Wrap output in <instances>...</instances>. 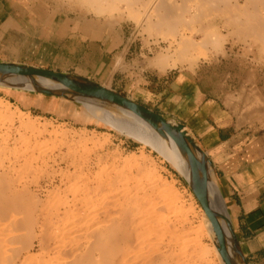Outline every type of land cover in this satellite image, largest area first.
Wrapping results in <instances>:
<instances>
[{"label":"bare ground","instance_id":"obj_1","mask_svg":"<svg viewBox=\"0 0 264 264\" xmlns=\"http://www.w3.org/2000/svg\"><path fill=\"white\" fill-rule=\"evenodd\" d=\"M58 1L12 0V7L19 9L29 3L23 9L28 17L95 31L105 35L106 44L121 42L111 25L116 19H129L143 38L141 49L148 51L159 46L144 59L160 68L192 67L202 59L201 66H207L217 57L230 64L231 53L223 51L225 47L233 51L237 46L238 54H247L243 57L246 63L240 65L241 60L234 58L231 62L246 68L244 77L253 86L257 70L247 62L254 59L257 65L264 64V0H66L91 15V21L80 23L70 21ZM92 60L82 57L73 61ZM0 63L47 70L46 74L51 75L66 74L77 83L76 87L63 86L51 82L44 73L46 79H39L43 76L23 77L0 69V92L5 95L0 96V115L11 125L17 124L8 126L14 132L2 139L6 143L1 148L6 149L11 139L14 144L26 143L39 149L46 145L44 140L58 136L57 131L51 133L47 126L25 116L32 114L16 106L18 98H13L15 104L8 100L12 97L9 90H23L29 92L25 97L34 106L38 99L44 100L40 106L43 112H49L50 119H66L84 128L107 124L141 144H149L183 179L200 210L196 213L191 206H185L169 185L136 165V159V163H131L135 166L130 165L127 170L124 166L131 158L126 162L125 158L112 157L110 163L109 157L103 159L99 154L102 144L95 141L94 134L90 133L94 139L91 140L86 138L87 133L62 130L54 154L18 151L14 156L12 150L17 152L18 148L13 144L8 152L14 158L4 165L0 162V264H229L235 258L240 264H247L212 162L182 123L158 113L164 122L155 111L144 105L147 110H143L138 106L142 104L126 94L77 74L31 64ZM40 116L46 115L35 117ZM21 130L31 134L24 137ZM182 135L191 139L207 158L202 168L188 165ZM88 140L90 149V145L84 146Z\"/></svg>","mask_w":264,"mask_h":264},{"label":"crops","instance_id":"obj_2","mask_svg":"<svg viewBox=\"0 0 264 264\" xmlns=\"http://www.w3.org/2000/svg\"><path fill=\"white\" fill-rule=\"evenodd\" d=\"M1 1L0 61L83 76L182 123L212 162L244 259L264 264V120L248 111L252 82L244 77L246 68L227 63L221 71L218 64L160 68L144 59L149 53L131 52L125 44L119 49L117 41L106 44L105 35L95 31L28 17L23 9L29 3L17 9L12 0ZM81 56L93 60L73 61ZM9 91L8 100L15 104L18 98L21 110L49 114L40 106L42 98L34 106L25 97L29 92Z\"/></svg>","mask_w":264,"mask_h":264},{"label":"rangeland","instance_id":"obj_3","mask_svg":"<svg viewBox=\"0 0 264 264\" xmlns=\"http://www.w3.org/2000/svg\"><path fill=\"white\" fill-rule=\"evenodd\" d=\"M48 1L50 2V0H48ZM62 1L63 0H59L58 2H61L62 4L61 5L58 4V5L61 7V9H63L62 12H64V13L67 12L64 15H66V17L70 18L69 19L70 21H75L77 23H80L83 20L91 21V15L90 14L86 13L87 15H85L84 12H81L76 6L73 7L72 4L70 5V3H68V1H66V0H64V2H62ZM56 7H58V6H56ZM60 7H58V8H60ZM109 25H111V24H109ZM133 26H134L133 23H131V21L129 19L126 20V19H122V18L118 19V20L116 19V21L113 23V25H111L112 28L114 27L113 30L119 35V38H121V42H120V45L118 48L121 49L125 44L126 48H128V50L131 52H138V50H139L142 52V54L149 53L148 55H145L147 57L154 54V52L157 51L156 49H158L159 46L158 47L156 46V48L152 47V49L148 50V51L141 49V47H142L141 44L143 42L142 41L143 38L139 35V30L135 26H134L135 28L133 29ZM119 32H120V34H119ZM160 46L163 47L164 45L160 44ZM223 52H228V53L230 52L231 53L230 54L231 57L228 58V63L235 65V67H238L239 64L238 65L234 64V62H233V61H235L234 59L241 60V62H239V63H241L240 65L246 63L244 61L245 58H243V57H247V54L242 55L241 54L242 52L238 54L239 49L237 50V46L233 48V51L228 50L225 47ZM245 53H247V52H245ZM219 56H220V54H219ZM248 58H250V56ZM231 59L233 60L232 62H231ZM202 60H204V59H202ZM202 60L195 63L192 67L191 66H189V67L194 68L197 66H201L202 63H200V62H202ZM242 62H245V63H242ZM224 63H225L224 60H219V57H217L216 59H213L211 61V63H209L207 66L211 67V66H214L215 64H218L219 65L218 69H219V71H221L225 66V65H222ZM247 64H249V66H252L253 70H257L256 72H254V74H256L255 79H254V80H256V83H253L252 92L250 94H248V97L250 98V102L248 103L247 108H248V111L253 116V118H255V120L258 119V121L259 120L261 121V118H262V122H263L264 110H262V109L264 108V64L258 63V65H257V63L255 62L254 59L248 60ZM3 101L5 102V104L7 103V101H5V100H3ZM9 108L11 111L15 110V108L11 104H9ZM155 110H157V109L155 108ZM25 114L26 113H23V115H25ZM31 114L32 115L27 113L25 116L29 115L28 118L31 117L30 119L34 123L41 124V125L45 126V128L48 127L47 129H49V130L51 129L50 130L51 133L57 131L56 134H58V136L55 139L52 136V139L47 138L46 140H44V141H46L45 142L46 145H43L42 147L39 145L40 146L39 149L37 148V146L35 149H33V146L30 145L33 142L32 143L28 142V144L31 147L26 145V143H25V145L27 146V149H26L25 145L20 144V142H17L14 144L11 139L9 140V143H10L9 146L6 149H4V147L1 148V146L2 145L4 146L6 143V141H4V140L2 141V139L8 134V132H11V133L14 132L13 129L9 131L8 128L11 126H12L11 128H13L14 125L17 126V124L13 122L14 125L13 124L11 125V122L9 123L7 119H2L4 117H2L0 115V144H1L0 145V162H3L2 165L6 164L7 161L9 162L10 161L9 159L14 158V156H16V154H19L18 151L20 153H23V152H25L27 154L32 153L34 155L35 154L37 155V153H40V155H44V156H47V154H51V153L54 154L56 149H57V146L60 142L59 141L60 140L59 134L62 130H67L69 132H73V130H74V132H77V133H87L86 138L91 139V140L96 139L95 141H100L99 143L102 144L103 149H102V151L99 152V154H101V157L103 159L109 157L110 160L108 159L107 161L110 163V161L112 160L111 159L112 157L113 158L114 157L115 158L120 157L121 160H124L123 158H125L124 161H126V159H127L126 162H128V159L131 158L132 160H129L130 164H128L129 162L127 164H125V166H124L125 169L123 168L124 170H127L128 167H130L131 163H133L136 159V161L138 162L136 165L141 166L143 169L145 168V170H147V172L150 171L149 172L150 174L153 173L155 176L159 177L161 181L166 183L167 186L169 185L168 187H171V189L173 191H175V193L180 196V199L183 201L185 206H191L192 210L196 213L200 212V210L197 208L198 207L197 204L194 202V200L191 196L189 188L184 183L183 179L178 175V173L174 170V168L171 167V165L166 161V159H164V157H162V155L157 150L152 148L149 144H145V145L141 144V143L137 142L135 139H133L130 136V134L122 132V131H118L117 129H115L112 126L107 125V124H104V126H102L101 128H97L92 124H90V125H88V127L84 128L81 125H74V124L68 123V120H66V119H63V120L62 119H56L55 120V118L50 119L49 114L46 116H40V118L35 117L36 113L31 112ZM37 122H39V123H37ZM63 128H65V129H63ZM260 130H255L256 135L262 134ZM22 131L24 132V137L31 134V133H29L30 132L29 130H21V132ZM90 133L92 135L93 134L95 135V136L93 135L94 139L92 138V135ZM27 140H28V138H27ZM47 140H48V142H47ZM52 140L54 143L52 142ZM102 140H104V144L102 143L103 142ZM56 141H58V142H56ZM87 142H89V140L86 141L84 146L86 147V146L90 145L87 147L88 149H90L89 147H91V143L89 142L90 143L89 144ZM13 144H14L15 148L16 147L18 148V149L16 148L17 152H16V150L14 152V150L11 149L13 147ZM11 145H12V147H11ZM15 145H18L20 148L18 146H15ZM46 146H47V148H46ZM52 147H53V149H52ZM46 149H47V151H46ZM8 150H9V152H10V150H12V152L14 153V156H13V153L12 152H11L12 154L9 153ZM25 150H27V151H25ZM53 150H54V152H53ZM81 150H83V149H81ZM107 150H108V152H107ZM7 153L10 154V155L9 154L7 155L8 157L6 156ZM104 154H105V156H104ZM106 155H108V156L106 157ZM129 155H130V157H129ZM134 163H136V162H134ZM0 165H1V163H0ZM132 165L135 166L134 164H132ZM126 167H127V169H126ZM207 243H208V241H206L204 244H207Z\"/></svg>","mask_w":264,"mask_h":264},{"label":"water","instance_id":"obj_4","mask_svg":"<svg viewBox=\"0 0 264 264\" xmlns=\"http://www.w3.org/2000/svg\"><path fill=\"white\" fill-rule=\"evenodd\" d=\"M2 68L6 69L8 72L21 74L23 77H25V76L28 77V75H30L32 77L33 75L38 74L40 76H43V77H40L39 79H46L44 74L47 73V72H45L47 70H38V69H31V68H25V67H15V66L10 65V64L0 63V69H2ZM42 73H44V74H42ZM52 73H54L55 75L46 74V76L49 77V80H51V82H54V83H57V84H60L63 86H71V85L75 84L74 87H76L77 83L75 81V78H73L71 76H66V74L62 75V73H58V72H52ZM138 106L142 107L143 110H147V108L144 107L143 105L138 104ZM154 113L157 114L156 117L163 120L160 117V114H158L156 112H154ZM163 121L165 122V120H163ZM177 127L180 128L181 125L176 126V128ZM182 137H183L184 142H182V141L181 142H182L184 149H185L184 152L187 154L188 165L190 167L198 165L199 168H202V165L205 162H208L207 158L204 156L203 152L195 146V144L193 143V141H191V139H189V141H188V139H185V137L183 135H182ZM188 143H189V145H188ZM189 148H191V149H189ZM229 264H240V263L235 258L234 262L231 261V259H230Z\"/></svg>","mask_w":264,"mask_h":264}]
</instances>
